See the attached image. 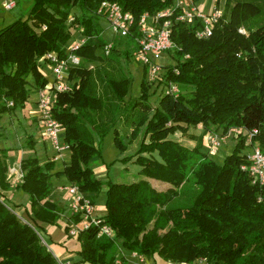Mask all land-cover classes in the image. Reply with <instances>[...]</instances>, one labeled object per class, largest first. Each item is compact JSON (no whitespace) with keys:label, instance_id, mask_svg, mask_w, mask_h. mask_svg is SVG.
I'll use <instances>...</instances> for the list:
<instances>
[{"label":"trees","instance_id":"1","mask_svg":"<svg viewBox=\"0 0 264 264\" xmlns=\"http://www.w3.org/2000/svg\"><path fill=\"white\" fill-rule=\"evenodd\" d=\"M104 1L117 3L136 22L144 13L153 15L172 5V0H33L27 19L0 30V114L24 109L29 76L33 93L46 85L39 59L51 52L64 53L73 39L67 25L71 15L87 38L76 54L92 66L71 71L76 85L59 95L53 110L65 129L69 163L53 172L52 161L41 165L32 155L21 160L23 179L15 189L27 195V213L35 221L56 223L58 208L50 201L52 178L63 177L65 184L76 185L86 195L98 194L102 184L90 163L101 159L104 136L112 130L120 152L141 136L136 153L121 160L127 164L134 158L131 163L140 168L141 179L109 180L106 185L103 221L115 232V240L97 239L96 227L80 232L81 260L115 264L111 252L117 244L126 253L157 256L165 262L264 264V186L252 185L240 170L248 151L245 138L240 137L221 164L202 146V137L213 129L221 134L256 129L253 143L258 142L264 154V0H224L223 18L208 38H197L202 28L198 19L191 25L175 23L171 40L177 50L169 54L176 64L168 67L165 77L179 84L183 93L177 98L157 94L153 110L148 100L156 90L142 80L139 96L125 101L131 77L115 67L120 55L127 61L133 57L135 25L127 37L113 39L109 55L102 53L107 42L96 11ZM240 28L247 36L239 33ZM148 89L153 93L148 95ZM8 101L13 107L6 106ZM121 119L131 130L127 143L115 129ZM199 126L200 135L189 134ZM177 132L194 139L193 148L170 138ZM34 145L33 135L28 136L27 148L33 151ZM7 172L0 150V264H58L34 229L15 214L5 195L10 189ZM149 179L173 189L157 192ZM70 221L78 218L71 216ZM125 262L121 257L120 264Z\"/></svg>","mask_w":264,"mask_h":264},{"label":"built area","instance_id":"2","mask_svg":"<svg viewBox=\"0 0 264 264\" xmlns=\"http://www.w3.org/2000/svg\"><path fill=\"white\" fill-rule=\"evenodd\" d=\"M24 0H0V8L5 12L14 10L18 3ZM96 15L103 20L110 31L112 39H122L130 34L131 28L135 25L138 36L134 40L133 58L135 62L144 68L145 84L156 90V94L177 98L183 91L179 84L168 80L166 72L169 66L176 64L169 53L177 50L176 45L171 40L172 27L175 23L191 25L196 19L202 22V28L197 31L199 39L211 36L215 27L223 18V13L214 10L205 15L195 7L194 0H172V5L166 7L156 14L144 13L136 22L130 13L123 12L121 7L110 1H104L96 11ZM75 16L71 15L67 21L70 27L72 40L64 48L63 54L55 52L47 53L39 59L43 65L40 69L46 79V85L35 91V108L37 116L36 123L39 125V138L43 144H48L52 149L49 161L56 165H66V158L71 154L69 144L65 141V129L53 116L59 95L71 92L75 80L70 79L71 71L84 65L82 59L76 54L86 43L87 38L83 35V29L74 24ZM45 29V28H43ZM245 33V32H244ZM112 41H108L102 49V53L107 56L112 47ZM166 58V59H165ZM188 58V56H185ZM89 68H92L90 66ZM173 72L177 74L175 68ZM7 107H13V102L8 101ZM201 128V126H199ZM258 134L256 129L246 130L243 128L230 129L226 134L208 132L202 137V146L208 156H216L223 143L231 138L238 141L240 137L245 138L246 163L240 166V170L245 172L251 179L254 186H264V154L258 145L253 141ZM21 161H16L8 168L7 180L10 187H16L23 179V172L20 168ZM68 196V209L70 217H77V222L70 221L67 234L71 237L78 236L80 232L91 227L98 229L97 239L106 238L115 240V232L109 227L102 217L93 215V203L76 185H62L57 189ZM121 250L120 246L115 245ZM124 252H122L123 255ZM127 260L132 259L135 264H146L148 261L144 256L135 252L123 255ZM124 258V259H125ZM120 264V258L114 261ZM190 262H167L166 264H195Z\"/></svg>","mask_w":264,"mask_h":264},{"label":"rangeland","instance_id":"3","mask_svg":"<svg viewBox=\"0 0 264 264\" xmlns=\"http://www.w3.org/2000/svg\"><path fill=\"white\" fill-rule=\"evenodd\" d=\"M32 2L33 0L20 1L17 7L10 12H5L0 8V30L12 24L16 20L27 19L30 12V8L32 6ZM194 2L196 9L205 15L210 14L214 10V8L217 7L218 10L224 13V0H219L218 4L216 0H194ZM73 13L77 14V10L73 9ZM100 23L103 29L101 35L102 39H104L106 42L112 41L113 43L111 33L107 29L105 22L101 20ZM244 32L245 30L243 28L239 29L240 34L246 35L247 33ZM119 61L120 64H118V66L116 65L115 67L116 68L119 67L125 75H129L131 77L128 94L125 97V101L128 102L133 99H136L139 96L140 82L142 80H145V76H144L145 71L140 64L138 65L135 62L133 57L127 61L124 58V56L120 55ZM83 66H86L88 67V69H91L89 68L91 65L84 64ZM27 80H28L27 88L30 91V94H29V100H27L28 102H26L24 109L16 110L12 113L6 112L4 114H0V148L2 150V153L7 157V159H9V161L11 160L10 162L11 165H13L15 161L18 160L21 161L25 159L28 155H32L36 157L38 159L39 164L43 165L45 162L49 161V158L52 155V149L49 147V145L43 144L41 138H39V131H40L39 125L33 120V118H35L38 113L34 106V100L36 98V95L31 91L33 87L32 77L29 76ZM151 93H153L152 89H148L147 94L150 95ZM156 95L157 94H152L149 97L148 105L151 108V110H153L157 105V102L155 101ZM136 111H140V110L137 109ZM115 129L120 133V136L122 137L124 143H127L131 131L130 126L124 123V121L121 119L119 123L116 124ZM200 131L201 128L198 127L196 129L190 130L189 134L197 136L200 135ZM212 131L219 133L221 132L220 129L217 131L216 129H213ZM30 135H33V140L35 143L33 151H31V149H28L26 146V139ZM140 138L141 136L138 137V139L135 140L132 145L128 146L125 152H120L114 146L113 131L112 130L109 131L104 136L100 146L101 159L95 158L90 163L95 178L99 180L102 184V189L98 194L87 195V197L93 201L92 202L93 210H94L93 215L95 217L103 218L106 214V210L104 206V202L106 198L105 190H106L107 182L109 180L111 182H116V183H131L141 179V177L138 175L140 168L137 165L131 163V161L133 162L134 158L127 164L121 161L123 158L127 156L131 157L136 153L138 149V145L140 143ZM170 138L180 142L183 146L196 144V141L194 139L184 136L179 132L175 133ZM236 143L237 141L231 138L227 139L221 146L218 154L216 156H213L211 159L215 163L221 164L224 158L232 152ZM70 155L67 156L66 158L67 164L69 163ZM146 156L148 157L149 155ZM155 158L157 157L155 156ZM62 169H63L62 165H55L53 172L61 171ZM186 173H187V177L190 179L191 178L190 170H187ZM52 180H53L52 181L53 191L50 196V201L56 205V202H54L55 199L53 201L52 198L54 195H56V198L59 199V201L62 203V209H66V211L69 212L68 196L65 193H61L57 190L58 187H62V185H65L66 183L65 179L63 177L62 178L53 177ZM6 181L8 182L7 177H6ZM148 182L150 186L154 188L157 192H166L169 189H173L171 185L165 182L157 181L154 179H149ZM15 188L16 187H10V189H7V192H5L6 195L9 196L8 199L9 202L11 203V206H13L14 208L15 214L19 217V219L22 222L27 223L28 225L31 226V228L34 229V231L41 239L42 244L45 245L48 250L51 249V246H54L53 243L58 244V240L60 238L69 236L64 227L65 224L64 217L60 214L59 209H58L59 219L56 221V223L48 225L40 221H35L31 217V215L27 213V210H29L27 195L24 194L22 190ZM67 223L70 224V217ZM44 225L46 226L44 227ZM151 227L152 226L149 225V228ZM162 233L163 232H160V234ZM69 238L70 241L73 240L79 246L77 235L75 237L69 236ZM120 247L122 249V252H125L122 246ZM197 261H201V259L194 260L190 263H194ZM203 264H206V262Z\"/></svg>","mask_w":264,"mask_h":264},{"label":"crops","instance_id":"4","mask_svg":"<svg viewBox=\"0 0 264 264\" xmlns=\"http://www.w3.org/2000/svg\"><path fill=\"white\" fill-rule=\"evenodd\" d=\"M35 102H36V98L34 100V106H35ZM33 120H34V122H36L35 118H33ZM193 146L194 145H188V146H183V147L191 149V148H193ZM0 150H1V148H0ZM5 158H6L7 167L9 168L11 166V164H10L11 160L9 161V159H7L6 156H5ZM5 195H6V193H5ZM6 196L9 197L8 195H6ZM52 198H53V201L55 199L54 202H56V205H57V208L59 209L60 214L64 217V222H65L64 227H65L66 223L70 217V214H69V212L66 211V209H62V203L59 201V199L56 198V195H54ZM45 226L46 225H44V227ZM53 244H54V246H51V249H49V250L52 253V255L55 257V259L57 260L58 264H88V263L83 262L81 260V257L78 254L80 251V244L78 246V244H76L73 240L70 241L69 236L68 237L67 236L62 237L58 240V244H55V243H53ZM115 251H117L118 253ZM121 255H122V252L118 251L116 249H114L111 252V257L115 258V260L121 258ZM123 255H127V253L124 252ZM123 258H125V257H123ZM125 261H126L125 264H135V261L132 259L127 260L125 258ZM147 261L148 262L146 264H166L167 263L157 256H155L153 259H147ZM203 263H205V261L201 260V261H197L195 264H203Z\"/></svg>","mask_w":264,"mask_h":264}]
</instances>
